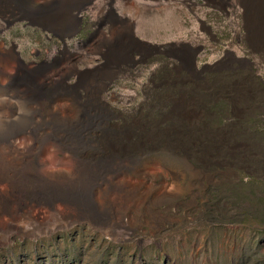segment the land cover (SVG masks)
Returning <instances> with one entry per match:
<instances>
[{
	"label": "rangeland",
	"instance_id": "rangeland-1",
	"mask_svg": "<svg viewBox=\"0 0 264 264\" xmlns=\"http://www.w3.org/2000/svg\"><path fill=\"white\" fill-rule=\"evenodd\" d=\"M104 1L76 12L98 34L79 36L77 21L74 35L62 40L14 14L12 0H0L5 169L12 171L5 142L32 120L27 105L12 117L11 91L49 78L45 84L61 88L62 98H80L68 114L98 90L81 122L103 126L85 133L81 149L47 142L36 159L39 172L69 177L87 164L107 170L93 199L110 191L115 199L125 179L151 194L125 215L103 219L82 217L64 201L13 217L10 208L0 217V264H264V0H199L202 12H190L199 8L190 0H115L117 19L97 12L110 8ZM110 142L122 150L115 153ZM113 157L137 162L147 177L116 171Z\"/></svg>",
	"mask_w": 264,
	"mask_h": 264
},
{
	"label": "bare ground",
	"instance_id": "bare-ground-1",
	"mask_svg": "<svg viewBox=\"0 0 264 264\" xmlns=\"http://www.w3.org/2000/svg\"><path fill=\"white\" fill-rule=\"evenodd\" d=\"M56 1L43 0V4H40L37 1L12 0V8L15 11L13 13L44 24L60 34L64 31L67 34L69 33L67 29L72 27L68 25L70 10L77 9L79 5L74 0H64L63 3L53 5ZM117 51L121 53L122 49L117 48ZM120 62L119 58L113 59L111 63L115 65ZM48 79H44L40 85L31 81L26 89L20 92L14 87L11 91L12 97L9 95L11 93L9 90L6 92L8 98L9 96L12 98V117H19L23 112V105H27L32 120L20 123L13 129L12 138L5 140V143H9L12 148V171L5 169L8 168L4 150L7 148L0 144V186L6 184L4 190L0 189V217L10 208L13 217L25 210H34L42 205L54 207L58 202L64 201L68 206L76 205L81 208L82 217L92 215L103 219L114 213L125 215L130 205L137 199L145 204L151 193L142 191L141 183L135 184L126 179L117 183L115 199H111L112 191L105 192L101 201L93 199V189L107 173L106 169L93 171L89 165L84 164L69 177L60 174L45 176L39 172L36 159L47 142L56 140L69 149H81L87 144L85 133L91 128L103 126L101 121L81 122V118L88 115L89 106L99 101L98 90L89 91V103L81 108L75 107L73 112L68 114L67 108L81 103L80 98L75 95L70 99L62 98L64 92L61 88L49 87L45 84ZM89 84L98 85L95 80H91ZM64 101L68 104H64ZM19 103L22 106L17 108ZM56 115L66 118L63 119L65 124L61 122L57 124L58 121L53 119ZM23 135L27 137L22 144H19V139ZM109 146L115 153L122 150L116 142H110ZM109 163L110 167L114 166L119 172L127 173L131 170L143 177H147L148 174L146 169L138 168L137 162L134 161L124 164L113 157Z\"/></svg>",
	"mask_w": 264,
	"mask_h": 264
},
{
	"label": "flooded vegetation",
	"instance_id": "flooded-vegetation-1",
	"mask_svg": "<svg viewBox=\"0 0 264 264\" xmlns=\"http://www.w3.org/2000/svg\"><path fill=\"white\" fill-rule=\"evenodd\" d=\"M114 1L115 0H109V2H108V0L107 1H104V3H103V5L105 6V7H110L109 9H107V8H105V9H99L97 12H107L106 13V16H104L105 17V19L106 18H109V17H114L115 19H117V13H116V11L112 8V5H113V3H114ZM152 1H159V0H152ZM162 2H170V1H172V0H161ZM190 1H196V3H195V5L197 6V7H199V8H197L195 11H193V10H191L190 12H202V6L200 5V3H198V1L199 0H190ZM211 1H213V2H215V3H222V2H225L226 3V5L227 6H231L232 4H231V1L232 0H211ZM200 5V6H199ZM70 12H75V15H74V17L76 18V12H78V10L76 9V8H74V9H72V10H70ZM85 12H91V11H89L88 9L85 11ZM78 22H79V25H80V29H79V31H78V35L79 36H81V37H87V36H90L91 34H92V30H91V28L92 27H88V25H85L84 26V19H83V17L82 18H80L79 20H78ZM76 23H77V20H76ZM201 24H202V22H201ZM89 30H91L92 32H90ZM100 32V31H99ZM98 31L96 32V33H93V34H98L99 33ZM127 32H128V34L133 38L134 37V33H135V25H133V26H131L128 30H127ZM92 34V35H93ZM189 52H188V54H190V52L192 51L191 49H189L188 50ZM194 51V50H193ZM192 51V52H193ZM201 51V48L200 49H197V50H195L194 51V54H195V58H196V56H197V54H199V52Z\"/></svg>",
	"mask_w": 264,
	"mask_h": 264
},
{
	"label": "water",
	"instance_id": "water-1",
	"mask_svg": "<svg viewBox=\"0 0 264 264\" xmlns=\"http://www.w3.org/2000/svg\"><path fill=\"white\" fill-rule=\"evenodd\" d=\"M93 1H94V0H87V1L84 2L81 6H79V7L77 8L78 13L85 11V10H86V6L90 5ZM22 18H23V17H22ZM22 18H21V19H22ZM23 19H27V20H29V21L31 22L32 25H36V26H38V27H41V28H43L44 30H46V31H48V32H50V33H53V35L59 37V38L62 39V40H64V38H66V37L71 38V37L74 35V33L76 32V28H77V25H78V24L76 23V25H73L71 28H68V29H67V32H69V33H67V34H60V33H58V32H56V31L52 30L50 27H48V26H46V25H44V24H41V23H39V22H35L34 20H31V19H28V18H23ZM76 20L78 21L77 17H76Z\"/></svg>",
	"mask_w": 264,
	"mask_h": 264
},
{
	"label": "crops",
	"instance_id": "crops-1",
	"mask_svg": "<svg viewBox=\"0 0 264 264\" xmlns=\"http://www.w3.org/2000/svg\"><path fill=\"white\" fill-rule=\"evenodd\" d=\"M81 0H74V2L79 5Z\"/></svg>",
	"mask_w": 264,
	"mask_h": 264
}]
</instances>
